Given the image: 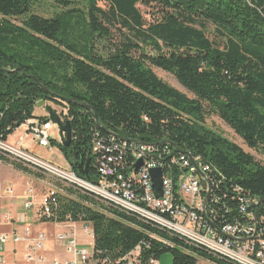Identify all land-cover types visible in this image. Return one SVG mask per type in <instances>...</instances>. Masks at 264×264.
<instances>
[{
  "label": "trees",
  "instance_id": "trees-1",
  "mask_svg": "<svg viewBox=\"0 0 264 264\" xmlns=\"http://www.w3.org/2000/svg\"><path fill=\"white\" fill-rule=\"evenodd\" d=\"M50 4L49 14L38 12ZM141 7L155 11L152 20ZM208 25L219 42L208 36ZM153 67L173 74L192 96ZM38 101L68 108L70 145L64 137L50 143L80 178L98 181L93 139L99 133L108 141L114 133L119 141L200 159L209 168L210 206L218 220L242 219L245 196L256 200V215L264 214V164L205 125L216 115L264 154V0H0V140L36 118ZM0 160L38 175L3 154ZM53 197L51 215L41 222L89 223L97 264H127L123 257L138 245V264L167 252L172 264H199L200 257L233 264L103 209L74 188Z\"/></svg>",
  "mask_w": 264,
  "mask_h": 264
},
{
  "label": "built area",
  "instance_id": "built-area-1",
  "mask_svg": "<svg viewBox=\"0 0 264 264\" xmlns=\"http://www.w3.org/2000/svg\"><path fill=\"white\" fill-rule=\"evenodd\" d=\"M24 125L26 131L19 136L16 144L11 143L9 138L0 140V154L30 168L46 180L47 187L40 200L32 186L24 192L25 209L34 208L40 222L42 217H50V200L55 202L53 196L63 191V187L74 188L94 197L103 209L111 208L154 228H161L170 236H178L188 246L206 251L219 260L233 264H264V214L256 215L250 209L256 200L249 196L240 199V211L245 214L242 219L236 218L232 222L218 220L215 209L210 206L212 187L208 179L209 168L199 159H193L186 153L176 155L168 147L160 150L153 144L129 143L114 137L104 141L96 133L92 154L97 157L100 178L92 182L77 176L70 166L63 167L46 160L22 146L21 141L29 134L44 147H50L51 138L62 142L59 129L57 134L51 132V122L31 118ZM140 160L143 164L137 167ZM153 168L163 171V193L160 197L153 188L150 174ZM7 190L13 194L12 187ZM15 220L24 223L25 215L17 217L7 211L0 215V226H12ZM49 222L63 226V230L55 234V239L64 243L67 251L73 254L70 260L54 259L52 264H97L94 235L89 223L71 220ZM79 227L88 237L91 236L92 247L81 243ZM23 231L21 234L16 230L0 233V264L5 263L3 249L10 238L28 245L25 264H48V259L39 253L44 249L48 235L44 232L33 235L29 225ZM169 245L172 246L171 243ZM141 249L138 245L125 255V263L138 264ZM150 263L156 264V260L151 259Z\"/></svg>",
  "mask_w": 264,
  "mask_h": 264
},
{
  "label": "rangeland",
  "instance_id": "rangeland-1",
  "mask_svg": "<svg viewBox=\"0 0 264 264\" xmlns=\"http://www.w3.org/2000/svg\"><path fill=\"white\" fill-rule=\"evenodd\" d=\"M100 5L103 6V7H106L105 3H100ZM46 6H48V7L47 8L46 7L45 8L41 7L40 11H38V12L41 13V14H44V15L49 14L51 12L52 8L49 9V10H46V9H48L51 6V4L50 5H46ZM141 10H142V13L145 14V17L147 18V20H149V21L152 20L153 17L155 16V14H156L154 10L146 8V7H141ZM207 34L210 37V39H212L214 41H218V42L220 41V39L216 35V31H215L213 26H211V25L207 26ZM153 70L156 72V74L158 75L159 78H161L162 80H164L168 84L172 85L173 87L177 88L181 92H183L185 94H188L190 97L192 96V94L189 93L187 91V89L182 84L179 83V81L176 79V77L173 74H171L169 72H166V71H164V70H162L160 68H157V67H153ZM47 105H50L53 108V110H55L56 112L61 114L60 116H61L62 121L66 120V115L68 113V108H66L61 103H57V102H53V101H38L36 103V105H35V108H34V113L35 114L34 115L36 116V118L40 119V117L48 116L45 121H49V122H51L53 124V129L51 130V132L57 134V132H58L57 129H59V127H58V125L54 124L51 121V119L49 118V114L46 111ZM42 121H43V119H42ZM24 124H25V122L19 128L16 129L15 134L13 136L11 134L8 137L9 141L11 143L16 144V142L18 141V138L20 136V133L24 130L23 128H21V127H25ZM205 125H206L207 128H209V129L221 134L225 138H227L230 141L236 143L237 145L242 147L246 152H248L251 155H253L257 161H259L262 164H264V154L260 153L259 151L254 150V149H252L250 147H248V145L244 142V140L228 124H226L220 117H218L216 115H208L207 118H206ZM25 131H26V128H25ZM59 132H61L60 129H59ZM60 134H61L62 140H63V137L65 139V134H63L62 132ZM21 135H24V134L22 133ZM27 140H31L33 142H36V141H34L32 139V136L30 134L28 136H25V140L21 141V143H22V146L25 147L26 149H28V147L26 146ZM57 142H60V141H57ZM31 150H32L31 152H33V148ZM39 153L40 154L38 156H40V157H42V158H44L46 160L52 161V162H54L56 164H59V165H61L63 167L67 166V160L64 157V155L62 154V152L56 146H53L52 144L50 145V147H46L45 149H41ZM20 172L21 171H19L18 169H15L9 163H6L4 161H0V197H1L0 199L1 200H5V201L8 200L7 202H15L19 207H22L21 205H23V199H24V208H25V199H26V197H24V193H23V199H22V196H19L21 194V192L23 191V188L25 189V187L27 186L26 189L24 190V192H25L28 189V187H30V185H31L35 189V191L37 193L38 187H36V186H34L32 184H29V185L25 184V186H23V183L25 182V178L27 177V175H25V174H27V173L26 172L20 173ZM40 178H41V176H40ZM45 183H46V181H45ZM46 186H47V183H46ZM11 187L13 188V194L7 190L8 188H11ZM39 189H38V195H39V200H40L41 197L43 196L45 190H42V189L39 190ZM16 195L18 196V198H15ZM254 206H255V204L253 205V207ZM250 209H252V211H253L252 207ZM22 215H24V214H22ZM27 217H28V219L31 220L32 213L27 212ZM47 225H51V224L49 222H47ZM23 232L24 231H21V232L17 231V233H20V234L23 233ZM79 239H80L81 243L82 244H86V246L88 248L92 247V243H91L92 240H91V236L90 235L88 237L83 231H81L80 234H79ZM9 241L15 242L14 244L25 245L24 246L25 247L24 252L26 253L27 248H28V245L26 246V243H24L23 241H18L17 242L13 238H10ZM58 243H61V242L58 241ZM47 244H49L48 241H46V243L44 244V249H42L39 253L41 255L43 254L48 259V264H52L51 262L54 259H57V258H55V257L54 258H50L47 255V251H48ZM5 245H4V247H5ZM3 252H4V249H3ZM67 253H69L71 255V257L73 258V254L72 253H70L69 251H67ZM202 258L203 257H200L199 264H208V262L205 259H202ZM160 259L161 260H157L156 261V264H172V255H171L170 252L164 253L161 256ZM23 260H24V263H26L25 254H24ZM58 260H60V259H58ZM68 260H70V259H68ZM60 261H67V260H60ZM4 264H6V261H5Z\"/></svg>",
  "mask_w": 264,
  "mask_h": 264
},
{
  "label": "crops",
  "instance_id": "crops-1",
  "mask_svg": "<svg viewBox=\"0 0 264 264\" xmlns=\"http://www.w3.org/2000/svg\"><path fill=\"white\" fill-rule=\"evenodd\" d=\"M35 114V113H34ZM24 130L20 133V135L22 133H24L25 131V127H21ZM15 134V132L12 134V136ZM16 139V138H15ZM26 146L28 147L29 151L31 152L32 148H33V152L34 154L39 155L40 150L41 149H45L46 147L44 146H40L38 145L36 142H33L31 140H27L26 142ZM1 161V160H0ZM68 162H67V166H68ZM12 166V165H11ZM20 171V170H19ZM20 173H24L23 171H21ZM27 175V177L25 178V182L23 183V186L32 184L36 187H38L39 190H46V183L43 178H40V176L38 175H31V174H25ZM31 186V185H30ZM27 187V186H26ZM25 187V189H26ZM21 192V194L19 196H22L23 199V193L24 190ZM38 189H37V193H38ZM1 198V197H0ZM15 198H18V196L16 195ZM8 200H1L0 199V215L6 213L7 211H11L15 216L19 217L20 215L24 214L25 215V222L24 223H19L16 220L14 221L12 226H7V225H3L0 227V233H6V232H10L12 230H16V231H23L24 227L26 225H29L32 229V234L37 236L38 234L44 232L48 235V242L49 244H47V255L50 258H57L60 260H68L71 259V255L69 253H67V247L62 243H58V241H56L55 239V234L58 231L63 230V226L61 225H57V224H53L51 222H49L51 225H47V222H40L37 218H36V214H35V209L32 208L30 210H26L24 208V199H23V205H21L22 207H19L15 202H7ZM22 208V209H21ZM25 209V210H24ZM23 211V212H22ZM26 211V212H25ZM25 212V213H24ZM27 212L32 213V217L31 220L28 219L27 217ZM30 220V221H29ZM82 231V229L79 227V234ZM15 242H11L8 241L7 244L4 247V258L6 261V264H25L23 257H24V250H25V245L22 244H14ZM161 260V259H160Z\"/></svg>",
  "mask_w": 264,
  "mask_h": 264
},
{
  "label": "water",
  "instance_id": "water-1",
  "mask_svg": "<svg viewBox=\"0 0 264 264\" xmlns=\"http://www.w3.org/2000/svg\"><path fill=\"white\" fill-rule=\"evenodd\" d=\"M46 111L49 114V118L51 119V121L58 125L60 131L65 134V139H64V144L66 146H69L71 141H72V128H71V122L69 120H65L62 121L61 116L58 112H56L55 110H53V108L50 105H47L46 107ZM97 123L98 126L104 130V128L99 124V120L97 119ZM112 134L114 137L116 138H121L120 136L114 134V133H110ZM89 162V161H88ZM142 161L140 160L137 164V167H140L142 165ZM162 169L161 168H153L151 170V179L153 182V188H154V192L157 195V197L162 196L163 193V186H162Z\"/></svg>",
  "mask_w": 264,
  "mask_h": 264
},
{
  "label": "bare ground",
  "instance_id": "bare-ground-1",
  "mask_svg": "<svg viewBox=\"0 0 264 264\" xmlns=\"http://www.w3.org/2000/svg\"><path fill=\"white\" fill-rule=\"evenodd\" d=\"M63 113V112H62ZM61 115V114H60ZM63 116V115H62ZM50 120V119H49ZM61 133V132H60ZM125 139V138H124ZM159 147V146H158ZM200 160V159H199ZM208 168V167H207ZM236 192V191H235ZM243 197V196H242ZM253 208V207H252Z\"/></svg>",
  "mask_w": 264,
  "mask_h": 264
}]
</instances>
